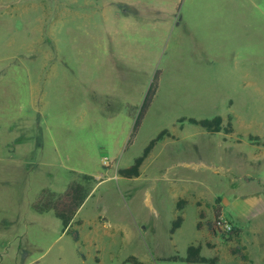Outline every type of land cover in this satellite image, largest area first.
<instances>
[{
  "label": "rangeland",
  "instance_id": "374dc122",
  "mask_svg": "<svg viewBox=\"0 0 264 264\" xmlns=\"http://www.w3.org/2000/svg\"><path fill=\"white\" fill-rule=\"evenodd\" d=\"M216 116L231 134L186 121ZM84 175L65 232L31 208ZM215 212L235 231L210 234ZM189 246L264 264V0H0V264H187Z\"/></svg>",
  "mask_w": 264,
  "mask_h": 264
},
{
  "label": "trees",
  "instance_id": "16d2710c",
  "mask_svg": "<svg viewBox=\"0 0 264 264\" xmlns=\"http://www.w3.org/2000/svg\"><path fill=\"white\" fill-rule=\"evenodd\" d=\"M157 81H158V71H155L152 79L148 85V88L142 98L141 104L139 105L136 114L133 118V125L129 137V141L136 134L141 121L147 112L153 98L155 92L157 90ZM184 119L178 120V122H183ZM188 123L192 125H197L209 133H218L220 131H224L225 134L232 133V126L230 120L227 121L226 127L222 125V118L216 116L211 120H195V119H187ZM165 131L160 132L156 138L151 140L148 145L144 148L142 155L134 159L132 165L127 168L117 170V174L119 177L124 179H132L137 178L140 175V167L143 161L147 158L150 151L153 149L154 145L162 139ZM92 178L84 175L82 177L81 182H71L66 188L58 194L51 192L47 189H43L36 200L31 204V208L34 212L38 214H44L47 212H52L53 215L61 221L62 224V232H65L67 228L71 225L74 220V217L79 210L80 206L84 202L85 198L89 192V186ZM183 201L178 202L177 209L181 208ZM203 213H199V218L202 217ZM181 217L177 216L175 221L173 222L171 233L177 229L180 225ZM201 224L198 222L197 229H201ZM204 226L208 229L210 234H215L216 231L220 230L221 222H220V213L215 212L214 221H206ZM232 231H235L232 228ZM200 248L199 246H189L187 248L186 258L184 259L187 264L194 263H215L217 261L216 258L208 259L199 255ZM177 258H172L175 261ZM241 261L246 259V256H241ZM136 264V260L133 259Z\"/></svg>",
  "mask_w": 264,
  "mask_h": 264
},
{
  "label": "built area",
  "instance_id": "2783aa9c",
  "mask_svg": "<svg viewBox=\"0 0 264 264\" xmlns=\"http://www.w3.org/2000/svg\"><path fill=\"white\" fill-rule=\"evenodd\" d=\"M220 222H221V221H220ZM220 229H222V230L225 231V232H230V231H232V228H231L230 225H228V224H224V223H222V222H221Z\"/></svg>",
  "mask_w": 264,
  "mask_h": 264
}]
</instances>
